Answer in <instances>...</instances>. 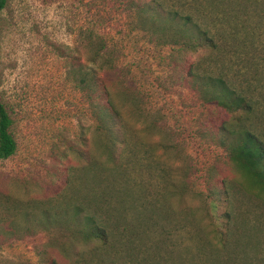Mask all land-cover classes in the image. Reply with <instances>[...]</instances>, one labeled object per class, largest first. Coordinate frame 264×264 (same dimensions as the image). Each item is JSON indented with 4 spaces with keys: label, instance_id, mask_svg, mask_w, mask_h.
I'll use <instances>...</instances> for the list:
<instances>
[{
    "label": "rangeland",
    "instance_id": "1",
    "mask_svg": "<svg viewBox=\"0 0 264 264\" xmlns=\"http://www.w3.org/2000/svg\"><path fill=\"white\" fill-rule=\"evenodd\" d=\"M166 2L230 33L224 73L255 100L246 123L264 138V14ZM137 3L8 0L0 14V99L18 143L0 161V264H264V190L221 142L230 114L193 83L204 51L175 45L168 14ZM94 112L125 140L117 167ZM91 213L106 244L86 238Z\"/></svg>",
    "mask_w": 264,
    "mask_h": 264
},
{
    "label": "trees",
    "instance_id": "2",
    "mask_svg": "<svg viewBox=\"0 0 264 264\" xmlns=\"http://www.w3.org/2000/svg\"><path fill=\"white\" fill-rule=\"evenodd\" d=\"M131 4L148 0H128ZM158 6L168 14L170 27L173 33V43L180 46L185 51L201 52L204 51L202 58L192 65L190 70L193 83L199 84V91L205 98L207 103H215L228 114L230 119L226 121L220 128L222 135L221 142L226 144L230 151L232 162L245 171L249 177L256 181V185L264 190V138L260 137L254 128L248 127L246 120L250 119L257 109L256 102L247 91L241 89L236 84L233 85L231 79L226 77L225 71L228 67L224 64V56H232L236 54L232 48L229 49L228 39L231 36L226 29L212 25L201 24L190 17V15L181 16L178 11L171 10L167 5V0H153ZM239 5V16L253 13L259 17L264 14V0H253L248 5V0H240L239 2H229ZM137 3V4H138ZM8 0H0V14L7 7ZM141 6H139L140 8ZM252 9L250 12L248 10ZM178 19L182 20L181 34H174V28L178 23ZM244 23V21L242 22ZM180 30V29H175ZM214 30V31H213ZM222 30L223 32H216ZM170 30H167V32ZM193 31H195L193 33ZM237 45V44H236ZM243 50V49H241ZM99 54V53H98ZM217 57V59H216ZM222 61L221 70L216 74L213 68L219 67L218 63ZM214 72V73H213ZM227 72V71H226ZM198 82V83H197ZM95 76L91 73H83L80 75V86L88 91L93 90L95 85ZM89 96H93L90 92ZM93 108L98 106L92 103ZM93 118L96 124V130L103 131L107 137V156L109 161L116 166L118 159V146L125 143V140L115 137L113 125L110 124L111 118L106 112H94ZM13 119L7 109V106L0 99V161L7 160L14 156L18 149V143L12 131ZM239 136L236 145L229 146V135ZM117 167V166H116ZM79 207L75 208V211ZM93 212V211H92ZM78 213V212H76ZM87 224L90 225L89 231H86L88 241H97L106 244L109 241V234L106 232L103 224L97 222V218L90 214L87 217ZM83 261L89 264V261L83 258ZM79 262V261H77Z\"/></svg>",
    "mask_w": 264,
    "mask_h": 264
}]
</instances>
